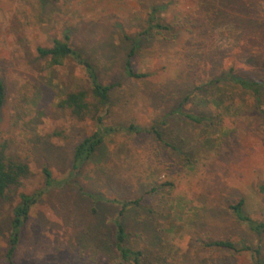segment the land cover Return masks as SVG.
<instances>
[{
    "label": "rangeland",
    "instance_id": "374dc122",
    "mask_svg": "<svg viewBox=\"0 0 264 264\" xmlns=\"http://www.w3.org/2000/svg\"><path fill=\"white\" fill-rule=\"evenodd\" d=\"M152 9L170 30L145 43L133 60L136 72L152 76L126 79L123 35L142 31ZM66 35L105 82L119 83L106 125L157 124L165 143L122 132L74 170V149L95 126L76 121L58 102L83 73L74 66L45 71L36 53ZM230 68L264 78V0H0V80L7 91L0 149L7 145L31 169L0 203V264H7L13 209L22 194L39 192L15 264H123L112 248L121 206L110 202L141 198V209L126 213L124 222L128 244L145 251L148 262L250 264L249 255L204 245L229 239L264 248V238L260 242L228 210L243 198L247 214L264 220V197L255 188L264 183V97L258 103L224 85L223 97L208 91L185 104L200 113L205 101H218L204 125L169 116Z\"/></svg>",
    "mask_w": 264,
    "mask_h": 264
},
{
    "label": "trees",
    "instance_id": "16d2710c",
    "mask_svg": "<svg viewBox=\"0 0 264 264\" xmlns=\"http://www.w3.org/2000/svg\"><path fill=\"white\" fill-rule=\"evenodd\" d=\"M39 2L45 4L48 0H39ZM158 12V9H152L146 13L145 26L139 33L123 35L125 43L129 46L122 69V74L126 79L142 80L152 76L151 73L136 72L133 60L145 43L160 39L166 31L170 30L158 17ZM36 53L45 71L52 73L55 68L74 66L83 73L81 78L74 77V83L71 88L58 102V106L67 111L76 121L84 122L89 120L95 126L92 134L85 137L74 149V170L79 169L90 161L109 137L122 132L149 135L156 141L165 143L164 132L157 124L150 126L131 124L126 127L106 125L111 107V95L119 83L105 82L101 78L99 67L83 51L73 46L69 36L66 35L61 39H54L51 46H38ZM236 73L234 68H230L223 76L204 82L196 88L194 97H192V94L187 96L182 103L171 111L169 116H179L192 124L204 125L211 117L210 107L219 108L217 100L205 101V110L200 113L187 111L184 106L193 98H197L196 96H205L208 91L214 92V90H218L219 96L223 97L225 92L222 87L224 85L233 86L243 95H249L256 102L262 103L264 78L259 80L250 79L239 76ZM6 101V85L3 80H0V125L3 122V109ZM229 108L228 106L226 109ZM182 142L187 144L185 139ZM44 174L47 187H51L53 179L50 172L45 169ZM30 175L29 164L9 154L7 145H3L0 149V203L10 189L20 187ZM255 188L264 197V183L257 182ZM41 194L42 192L34 195L22 194L20 203L12 211L10 237L5 251V262L7 264H15L13 259L19 246L21 229L28 220L32 207L38 202ZM142 200L143 198L137 200L116 199L110 202V204L121 206L119 215L112 223L114 225V244L112 248L123 264H153V262H148V256L145 251L131 247L128 244L129 233L124 222L126 213L141 209ZM245 205L246 201L242 198L237 203L229 205L228 210L232 213L237 223L242 224L251 235L262 242L264 238V220H256L249 216L245 210ZM148 213L152 214L153 211ZM147 226L146 230H148ZM204 246L212 250L226 251L234 256L249 255L251 258L250 264H264V248L260 244L254 247L244 242H234L226 239L210 240Z\"/></svg>",
    "mask_w": 264,
    "mask_h": 264
}]
</instances>
